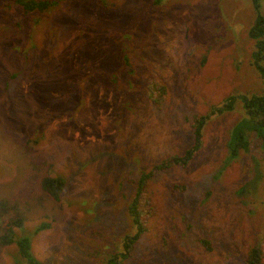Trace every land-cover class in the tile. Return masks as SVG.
<instances>
[{
  "label": "rangeland",
  "instance_id": "1",
  "mask_svg": "<svg viewBox=\"0 0 264 264\" xmlns=\"http://www.w3.org/2000/svg\"><path fill=\"white\" fill-rule=\"evenodd\" d=\"M258 4L61 0L24 13L0 0V237L22 218L14 231L40 264H243L254 246L264 264V151L240 98L264 95L248 36L254 12L264 19ZM195 116L205 117L197 149ZM235 127L255 139L228 161ZM190 150L186 165L146 182V232L126 251L141 177ZM44 178L64 182L58 199ZM248 182L256 191L244 200L236 191ZM0 264L26 263L11 244Z\"/></svg>",
  "mask_w": 264,
  "mask_h": 264
},
{
  "label": "trees",
  "instance_id": "2",
  "mask_svg": "<svg viewBox=\"0 0 264 264\" xmlns=\"http://www.w3.org/2000/svg\"><path fill=\"white\" fill-rule=\"evenodd\" d=\"M61 0H49V1H33V0H16V2L23 8L24 13H31L35 10L44 11L47 8L57 5ZM261 0H252V4L254 8L257 10L259 7L258 2ZM264 1V0H263ZM255 10V11H256ZM248 36L251 40L255 42V50L251 55V62L255 67L256 72L260 80L262 81L264 87V19L258 14L256 17V21L254 26L249 30ZM123 64L128 72H131V66L128 63V59H123ZM151 103L156 107H159L162 103V97H157L153 93V91L149 94ZM241 102L243 108L246 113L245 123H246V132H252L249 135V138L245 136V132L237 129L236 127L232 130L231 136L228 140L227 147L229 150V157L227 160H234L237 158L238 154L241 151H245L246 153L250 149L251 140L255 139L258 141L261 150L264 151V95H241ZM234 103V99L228 102V110H231L232 104ZM225 111V107L218 108L215 112L221 113ZM215 112H212L214 114ZM205 117L195 116L192 121V127L194 129L195 136V147L197 149L200 138H201V130L202 125L204 123ZM262 142V143H261ZM192 150L187 151L184 156L179 157L177 155H173L168 157L166 160L162 161L158 165H156L151 172L144 173L141 177L143 182L142 188L145 186L146 182L152 177L153 173L167 169L172 166H184L187 162L192 158ZM252 169L257 171V174L254 180L257 181L262 177V171L260 169V163L254 158H252ZM42 187L56 200L59 198L60 193L63 190L64 182L58 178H44L42 181ZM256 184L251 185L249 182L241 187L238 191H236V195L241 199L248 197L250 194H253L256 191ZM143 190L135 193L134 198L129 203L128 213L137 228L136 234L132 237L126 238L124 241V248L129 250L133 243L137 241L139 236L146 232V228L144 226V218L143 215L146 213L144 207V199H143ZM245 202V201H244ZM23 225L22 218H10L5 223L6 234L3 237H0V245L8 246L11 244H15L17 246V253L21 261H25L26 264H40L37 260L33 258L31 252V244L30 239L26 236H17L14 231L15 228L21 229ZM47 228V225H41L37 227L34 231V234L39 233L41 230ZM201 244L206 247L207 250H210L209 243L207 241H201ZM263 252L258 246L252 247L245 259L243 264H263Z\"/></svg>",
  "mask_w": 264,
  "mask_h": 264
},
{
  "label": "crops",
  "instance_id": "3",
  "mask_svg": "<svg viewBox=\"0 0 264 264\" xmlns=\"http://www.w3.org/2000/svg\"><path fill=\"white\" fill-rule=\"evenodd\" d=\"M255 15H256V12H254V23H255V21H256V19H255ZM253 26H254V25H253ZM253 26H251V27L249 28V30H250ZM170 38H171V37H170ZM170 38L167 36V40H169Z\"/></svg>",
  "mask_w": 264,
  "mask_h": 264
}]
</instances>
